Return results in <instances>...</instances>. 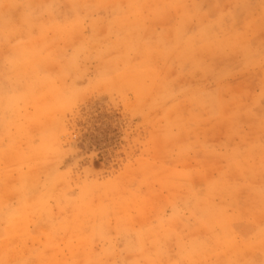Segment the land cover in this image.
<instances>
[{
  "label": "rangeland",
  "instance_id": "rangeland-1",
  "mask_svg": "<svg viewBox=\"0 0 264 264\" xmlns=\"http://www.w3.org/2000/svg\"><path fill=\"white\" fill-rule=\"evenodd\" d=\"M0 264H264V0H0Z\"/></svg>",
  "mask_w": 264,
  "mask_h": 264
}]
</instances>
